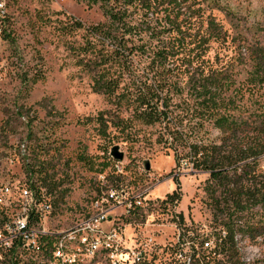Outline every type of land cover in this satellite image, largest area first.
<instances>
[{
  "label": "rangeland",
  "instance_id": "1",
  "mask_svg": "<svg viewBox=\"0 0 264 264\" xmlns=\"http://www.w3.org/2000/svg\"><path fill=\"white\" fill-rule=\"evenodd\" d=\"M202 7L222 30L205 59L208 67L226 71L234 81L228 95L234 96L237 119L247 123L239 136L252 141L264 134L259 127L264 83H249L256 54L264 63V0H207ZM65 17L84 24L103 21L99 6L87 0H0V184L42 189L51 212L41 225L49 231L71 227L95 201L117 192L118 202H105L102 209L120 228L121 252L140 250L142 264H180L175 252L189 255L191 248L199 250L202 239L211 240L213 249L228 216L241 230L234 236L239 262L264 260V205L241 212L215 208L208 172L192 169L188 159L177 166L174 152L156 142L161 128L132 120L129 110L119 113L126 128L108 124L105 136L99 134L95 118L115 109L91 91L88 78L67 58L54 31L56 21ZM179 79L185 81L183 75ZM201 134L214 143L220 137L211 124ZM113 146L123 153L121 161L110 156ZM261 155L254 160L255 172L264 175ZM104 164L108 166L101 170ZM174 190L179 199L171 204L166 195ZM254 227H261V236H249ZM14 257L17 264L28 259L18 252L0 264H10Z\"/></svg>",
  "mask_w": 264,
  "mask_h": 264
},
{
  "label": "trees",
  "instance_id": "2",
  "mask_svg": "<svg viewBox=\"0 0 264 264\" xmlns=\"http://www.w3.org/2000/svg\"><path fill=\"white\" fill-rule=\"evenodd\" d=\"M205 1L87 0L99 6L103 21L84 24L65 17L56 21L54 31L72 66L88 78L91 91L115 109L95 118L101 136L108 124L126 128L127 120L119 117L122 109L129 110L134 121L158 125L156 142L174 152L177 166L180 159H188L192 169L208 172L215 208L241 212L264 205V175L256 174L254 161L264 152V134L247 142L240 138L247 123L237 119L234 96L228 95L234 81L226 71L208 67L209 44L222 38V30L214 17L204 14ZM252 70L249 83L262 85L261 55L253 58ZM182 75L185 81L179 79ZM178 97H183L180 103H173ZM206 124L219 131L217 143L201 134ZM259 127L264 131L263 115ZM178 199L176 190L166 195L171 204ZM222 227L212 250L191 248V264H243L234 241L241 230L230 216ZM262 233L261 227H254L249 236Z\"/></svg>",
  "mask_w": 264,
  "mask_h": 264
},
{
  "label": "built area",
  "instance_id": "3",
  "mask_svg": "<svg viewBox=\"0 0 264 264\" xmlns=\"http://www.w3.org/2000/svg\"><path fill=\"white\" fill-rule=\"evenodd\" d=\"M116 171L121 172L119 167ZM109 192L71 227L49 231L41 225L51 212L42 189L33 192L29 185L0 184V263L19 252L28 256L25 264H92L100 259L105 264H142L140 250L121 252L120 228L114 227L108 210L102 209L105 202H118L117 192ZM203 249L212 250L211 240H201L199 250ZM190 254L181 249L174 255L180 264H191ZM14 262L15 257L10 264Z\"/></svg>",
  "mask_w": 264,
  "mask_h": 264
},
{
  "label": "water",
  "instance_id": "4",
  "mask_svg": "<svg viewBox=\"0 0 264 264\" xmlns=\"http://www.w3.org/2000/svg\"><path fill=\"white\" fill-rule=\"evenodd\" d=\"M110 156L115 161H121L123 159V153L121 151H119V147L118 146H113L111 148V150H110ZM149 168H150L149 162L146 161L144 163V169L147 171V170H149Z\"/></svg>",
  "mask_w": 264,
  "mask_h": 264
},
{
  "label": "bare ground",
  "instance_id": "5",
  "mask_svg": "<svg viewBox=\"0 0 264 264\" xmlns=\"http://www.w3.org/2000/svg\"><path fill=\"white\" fill-rule=\"evenodd\" d=\"M263 169H264V166H263Z\"/></svg>",
  "mask_w": 264,
  "mask_h": 264
}]
</instances>
